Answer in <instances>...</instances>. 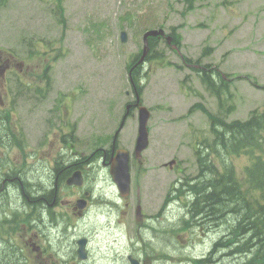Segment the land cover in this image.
<instances>
[{"label": "rangeland", "instance_id": "rangeland-1", "mask_svg": "<svg viewBox=\"0 0 264 264\" xmlns=\"http://www.w3.org/2000/svg\"><path fill=\"white\" fill-rule=\"evenodd\" d=\"M160 27L165 33L175 28L179 52L191 62L198 60L236 77L228 86L231 97L220 110L216 98L165 40L154 44L137 81L142 105L151 112L149 146L140 160L132 155L136 108L118 136L119 147L130 155V195L120 198L105 170L92 167L89 176L95 175L97 182L91 209L82 221L69 220L78 223L75 232L69 229L71 237L78 230L90 237L91 258L86 264H128L129 254L138 256L142 264H192L189 259L211 249L217 238L214 232L171 233L182 224L186 211L171 192L178 179L196 174L195 150L203 139H210L209 121L201 109L191 110L195 104L214 114L225 113L232 104L226 119L245 120L264 103V90L251 84L264 86V0H0V51L13 53L28 67L27 76L23 72L21 78L35 79L27 83L26 96H43L36 108L26 105L27 98L17 100L14 110L31 121L30 128L46 142L52 127L60 131L68 125L64 132L74 130L77 135L76 153L88 154L98 143L109 146L125 104L134 98L128 65L142 49L144 32ZM15 88L13 81L8 95L16 94ZM20 94L24 93L20 90ZM173 159V168L162 167ZM53 166L44 160V173L48 175ZM46 175L45 188L52 183ZM60 196L71 199L68 191ZM137 205L143 218L135 216ZM59 245L53 239V255ZM221 255L229 256L226 251ZM30 259L28 264L36 263ZM216 264H233V260Z\"/></svg>", "mask_w": 264, "mask_h": 264}, {"label": "flooded vegetation", "instance_id": "flooded-vegetation-1", "mask_svg": "<svg viewBox=\"0 0 264 264\" xmlns=\"http://www.w3.org/2000/svg\"><path fill=\"white\" fill-rule=\"evenodd\" d=\"M136 60L131 65V76L142 68V65L135 66ZM186 66L198 68L199 65ZM28 70L22 60L14 58L13 53L0 51V89L3 90L0 93V264H28L30 257L35 264H86L91 258L90 237L84 234L85 231L79 230L71 237L72 234L68 231L73 228L75 232L78 223L74 225L69 220L72 217L75 222L82 221L90 211L97 182L95 175L89 176L91 168L94 167L95 171L103 169L108 174V163L119 148V133L125 120L128 116H133V113L129 109L127 117L122 116L107 149L98 147L91 149L88 154L76 153V132L73 130L65 133V128L68 129L65 124L58 128L60 131L52 127L53 131L47 142L45 138L39 140L37 131L30 128L31 121L23 120L14 110L17 100L28 98L27 83L35 82V79L21 78L23 72L27 76ZM11 76L13 80L10 79ZM13 81L24 94L18 96V90L16 94L8 95V87ZM37 83L40 89L41 80ZM132 89L135 94L133 85ZM34 96L25 103L34 104L36 108L41 103L42 96ZM30 114L37 118L36 111ZM49 149L57 151L51 154ZM44 160L54 164L48 169V175L43 171ZM31 166L32 170L29 171ZM162 167L166 168L164 165ZM76 171L81 173L82 185L66 186L67 179ZM45 175L52 181L48 187L53 190L52 196L46 198L43 183ZM59 179H63L64 188H59ZM64 191L70 192L71 199L60 196ZM78 201H83L80 204L84 206L82 210L76 207ZM138 207L139 205L136 206L135 216L143 218L144 214ZM61 208L65 209L64 214L60 213ZM59 218L66 219L65 223H60ZM53 239L60 242L54 255L51 252ZM79 240H84V260L78 259Z\"/></svg>", "mask_w": 264, "mask_h": 264}, {"label": "trees", "instance_id": "trees-1", "mask_svg": "<svg viewBox=\"0 0 264 264\" xmlns=\"http://www.w3.org/2000/svg\"><path fill=\"white\" fill-rule=\"evenodd\" d=\"M179 41L175 35L174 42ZM194 71L223 109L231 97L228 76L223 78L211 65ZM195 108L209 120L210 139H203L196 148V174L185 175L171 192L186 208L182 224L171 233L196 229L217 234L211 251L193 264H216L221 259L264 264V109L252 110L245 120L229 121L232 104L222 114H213L200 104ZM63 185L59 179V188ZM52 191L45 188L44 197L52 196ZM224 251L228 258L221 255Z\"/></svg>", "mask_w": 264, "mask_h": 264}, {"label": "water", "instance_id": "water-1", "mask_svg": "<svg viewBox=\"0 0 264 264\" xmlns=\"http://www.w3.org/2000/svg\"><path fill=\"white\" fill-rule=\"evenodd\" d=\"M163 35V30H150L147 31L143 35V42L144 47L142 51V55L138 61L140 63L143 58L146 56L147 53V41L146 39L148 37H155ZM121 41H126V33L121 32L120 35ZM139 104V97L136 98L135 105L138 106ZM150 117V112L148 109L144 106H138V133L136 138V145L134 149V156L136 159L140 160L141 153L147 148L148 146V131H147V122ZM109 175L111 176V179L120 195V197L125 198L128 197L130 194V174H129V156L127 151L123 149H118L115 154L112 156V158L109 161ZM66 184L68 186L74 185V186H81L82 184V177L81 173L79 171H76L72 174L71 177H69L66 181ZM83 204V201H78L76 204V207L78 209H83L84 206L80 205ZM79 249L77 251L78 258L84 259V240H80L78 242ZM130 264H139L138 260L128 258Z\"/></svg>", "mask_w": 264, "mask_h": 264}]
</instances>
